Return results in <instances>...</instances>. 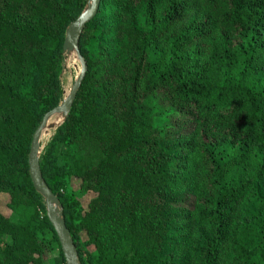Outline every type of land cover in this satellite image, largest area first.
Listing matches in <instances>:
<instances>
[{
    "label": "trees",
    "instance_id": "obj_1",
    "mask_svg": "<svg viewBox=\"0 0 264 264\" xmlns=\"http://www.w3.org/2000/svg\"><path fill=\"white\" fill-rule=\"evenodd\" d=\"M86 3L0 0V264H65L26 156ZM78 50L38 158L78 264H264V0H99Z\"/></svg>",
    "mask_w": 264,
    "mask_h": 264
},
{
    "label": "water",
    "instance_id": "obj_2",
    "mask_svg": "<svg viewBox=\"0 0 264 264\" xmlns=\"http://www.w3.org/2000/svg\"><path fill=\"white\" fill-rule=\"evenodd\" d=\"M98 5L99 0H87L85 9L65 28L62 51L64 54L74 53L78 62V72L68 89L67 94L54 108L42 116L31 135L30 145L26 156L28 175L32 187L43 199L45 216L54 230L65 264H78L77 253L65 227L57 198L46 186L39 171L38 158L40 153V137L46 127L47 121L54 114H60V117L63 119L74 100L76 91L79 88L86 70V63L78 50V39L84 25L90 22L95 16Z\"/></svg>",
    "mask_w": 264,
    "mask_h": 264
},
{
    "label": "rangeland",
    "instance_id": "obj_3",
    "mask_svg": "<svg viewBox=\"0 0 264 264\" xmlns=\"http://www.w3.org/2000/svg\"><path fill=\"white\" fill-rule=\"evenodd\" d=\"M77 72H78V62L75 58L74 53L65 54L62 71L60 74V82L63 91L62 98L67 94L68 89L70 88L73 80L75 79ZM61 120L62 117L58 119L50 118L47 121L46 127L44 128L40 137V152L42 151L43 147L48 143L50 137L54 132V129L61 122ZM70 186L74 191L75 196L79 201V203L81 204L82 208L85 209L89 200L94 197V194L89 191L83 190L80 182L77 179H72L70 182ZM7 202H8V196L4 193H0V213L3 214L4 216H8L10 213V211L7 208ZM56 251H57L56 249H53L51 253L48 252L44 254L43 263L51 264L50 258L51 256H54L56 254Z\"/></svg>",
    "mask_w": 264,
    "mask_h": 264
}]
</instances>
